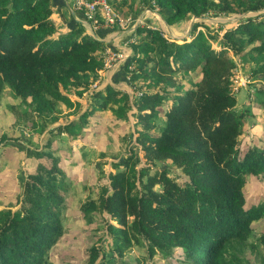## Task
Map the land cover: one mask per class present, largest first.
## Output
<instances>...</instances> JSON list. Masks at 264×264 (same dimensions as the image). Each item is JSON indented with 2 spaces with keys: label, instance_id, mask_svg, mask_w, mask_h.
<instances>
[{
  "label": "trees",
  "instance_id": "1",
  "mask_svg": "<svg viewBox=\"0 0 264 264\" xmlns=\"http://www.w3.org/2000/svg\"><path fill=\"white\" fill-rule=\"evenodd\" d=\"M108 2L128 17L118 9L125 0ZM142 2L171 10L166 18L170 25L190 16L264 10V0ZM54 15L52 0H0V95L10 86L15 97L30 99L41 117L51 115L56 121L63 108L81 106L70 95L83 98L93 89L105 68L107 46L79 23L64 31ZM200 25L192 26L190 40L179 41L139 24L126 65L133 98L110 85L93 89L87 110L51 130L45 146L63 133L74 138L90 124L89 114L110 112V121L128 122V111L135 106V142L112 162L116 171L100 196L82 204L85 216L99 211L117 222L106 224L121 255L137 246L153 258L179 247L185 264H255L244 255V247L252 221L264 216V205L246 207L244 187L249 177L264 180V141L242 150L248 112L238 110L233 83L235 58L248 46L246 55L264 71V11L221 34L218 29H198ZM128 135L132 137L130 131ZM138 149L146 165L139 166ZM32 153L48 155L44 150ZM159 163L161 168L156 167ZM167 163L183 177L172 175ZM62 173L57 162L40 163L35 173L19 178L20 209L0 210V264H46L50 249L65 232L68 187ZM104 248L92 245L88 264H112Z\"/></svg>",
  "mask_w": 264,
  "mask_h": 264
},
{
  "label": "rangeland",
  "instance_id": "2",
  "mask_svg": "<svg viewBox=\"0 0 264 264\" xmlns=\"http://www.w3.org/2000/svg\"><path fill=\"white\" fill-rule=\"evenodd\" d=\"M146 7L148 8L142 0H125L123 8L118 9L122 15L137 19ZM167 11L161 13L165 20L168 13H171V10ZM263 11L224 16L208 15L210 18L191 16L192 18L188 17V19H192L193 25L196 22L202 23L203 26H198V29L205 32L207 28L218 29L217 33L221 34L225 29L234 27L244 17L257 16ZM164 28L166 37L171 38V31L170 33L167 31L168 28L170 29V24H164ZM189 34L187 37L190 40ZM138 36L136 34L128 38V44L135 42ZM216 45L217 43L214 42L213 47H217ZM249 49L251 46H248L244 54L235 58L233 83L236 93L239 94L238 110L248 112L244 124L242 150L264 141V71H258L254 60L251 61L246 55ZM187 85L189 86V83ZM131 88V98H133L132 85ZM96 90L102 89L96 88ZM89 93L91 90L86 92L83 98L70 95L72 100H79L81 106L70 110L63 108L58 120L53 121L51 115L41 117L30 99L15 97L10 86L4 89L0 95V210L20 209V199L18 201V195L22 192L20 177L26 179L29 174L35 173L40 163L49 166L57 162L63 171L60 177L68 187L64 200L65 232L50 249L46 264H88L89 248L92 245L104 246L109 258L107 260L112 264H185L184 251L179 247H174L170 255L157 253L153 258H149L146 248L137 246L124 251L122 255L118 254L106 224L107 220L112 224L117 222L110 215L99 211H94L91 217H87L81 209L84 202L100 196L102 186L109 183L110 173L116 171L112 162L119 161L135 142V106L128 111V122L110 121L112 116L110 112L89 114L90 124H84L83 129L75 134L74 138H69L63 133L52 146L48 148L45 146L51 130L57 129L67 121L78 119L87 110ZM140 94L137 92V95ZM62 105V103L58 104L60 108ZM161 125L162 118L159 117L157 126ZM129 131L132 137L128 135ZM3 135L5 138L1 139ZM32 149L44 150L48 155L35 156ZM139 153L142 160L139 166L146 165L140 150ZM160 166L159 163L156 167ZM166 166L170 168L172 175L183 177L182 171L175 165L167 163ZM244 192L246 207L264 205V180L261 177L247 178ZM251 226L253 231L244 247V255L255 264H264V216L252 221Z\"/></svg>",
  "mask_w": 264,
  "mask_h": 264
},
{
  "label": "crops",
  "instance_id": "3",
  "mask_svg": "<svg viewBox=\"0 0 264 264\" xmlns=\"http://www.w3.org/2000/svg\"><path fill=\"white\" fill-rule=\"evenodd\" d=\"M52 4L55 10V15L53 17H55L56 21L62 25L64 31L70 30L73 26L79 23L84 26L88 33L95 35L99 40L106 43V52L108 50H116L123 53V57L120 60L112 61L110 65L105 66V68L101 70L97 88L103 89L110 85L116 89L124 90L131 95L132 88L128 72L126 71V65L133 56V49L127 41L128 38L131 36L133 37L137 26L133 31L130 29L122 30L108 27H101L97 30H92L89 24L84 20L82 13L74 9L70 0H52ZM163 11L166 12L167 10L145 8L137 19H141L142 22L140 24L159 28L165 34L164 24L168 23L161 14ZM195 17L196 16H193V18ZM191 18L171 24L170 29H167L168 33L171 31V38L178 40L187 38L188 33L191 31Z\"/></svg>",
  "mask_w": 264,
  "mask_h": 264
},
{
  "label": "built area",
  "instance_id": "4",
  "mask_svg": "<svg viewBox=\"0 0 264 264\" xmlns=\"http://www.w3.org/2000/svg\"><path fill=\"white\" fill-rule=\"evenodd\" d=\"M72 3L74 8L82 13L84 20L92 30H97L101 27L113 28L114 25L118 26L117 29L134 30L136 25L142 22L141 19H133L130 16L127 18L122 17L114 10L108 0H72ZM106 54L105 66L123 57V53L116 50H108ZM97 83L98 80L94 83L93 89L97 88Z\"/></svg>",
  "mask_w": 264,
  "mask_h": 264
},
{
  "label": "water",
  "instance_id": "5",
  "mask_svg": "<svg viewBox=\"0 0 264 264\" xmlns=\"http://www.w3.org/2000/svg\"><path fill=\"white\" fill-rule=\"evenodd\" d=\"M203 18H210L209 16H203ZM139 25V23L136 25V26H138Z\"/></svg>",
  "mask_w": 264,
  "mask_h": 264
}]
</instances>
